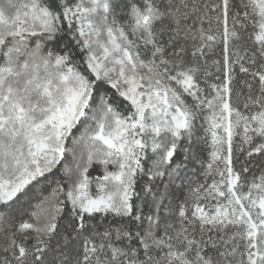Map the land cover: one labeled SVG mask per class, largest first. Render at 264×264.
Segmentation results:
<instances>
[{"label": "snow or ice", "instance_id": "6c2138e0", "mask_svg": "<svg viewBox=\"0 0 264 264\" xmlns=\"http://www.w3.org/2000/svg\"><path fill=\"white\" fill-rule=\"evenodd\" d=\"M0 264H264V0H0Z\"/></svg>", "mask_w": 264, "mask_h": 264}, {"label": "trees", "instance_id": "16d2710c", "mask_svg": "<svg viewBox=\"0 0 264 264\" xmlns=\"http://www.w3.org/2000/svg\"><path fill=\"white\" fill-rule=\"evenodd\" d=\"M188 169L190 170L189 174H192V171H196L197 170V165L193 164V163H188Z\"/></svg>", "mask_w": 264, "mask_h": 264}]
</instances>
